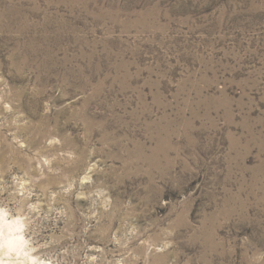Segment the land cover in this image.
<instances>
[{
	"label": "rangeland",
	"instance_id": "1",
	"mask_svg": "<svg viewBox=\"0 0 264 264\" xmlns=\"http://www.w3.org/2000/svg\"><path fill=\"white\" fill-rule=\"evenodd\" d=\"M0 213L12 264H264V0H0Z\"/></svg>",
	"mask_w": 264,
	"mask_h": 264
},
{
	"label": "bare ground",
	"instance_id": "2",
	"mask_svg": "<svg viewBox=\"0 0 264 264\" xmlns=\"http://www.w3.org/2000/svg\"><path fill=\"white\" fill-rule=\"evenodd\" d=\"M40 131V130H39ZM5 220V219H4ZM3 219H1V213H0V229L1 230H5L6 231V234L5 236H3L2 240L0 238V247L3 246V250L1 252L5 253L7 250H9L10 248H13V249H18L20 247V244L22 243V241L20 240V237L17 236V237H13L12 234H9L8 231L9 230H12L13 229V223L11 224V221L10 222H6L4 221ZM13 221V220H12ZM16 222V221H15ZM15 227H18V225L16 224ZM20 227V226H19ZM1 244H4V245H1ZM6 246V248H5ZM19 246V247H18ZM21 248V247H20ZM16 251V250H15ZM19 252V251H17ZM2 254V253H1ZM11 262V261H10ZM45 262V261H44ZM0 264H12V263H9V262H4L0 259Z\"/></svg>",
	"mask_w": 264,
	"mask_h": 264
}]
</instances>
